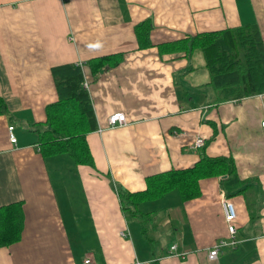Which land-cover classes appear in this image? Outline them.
I'll list each match as a JSON object with an SVG mask.
<instances>
[{"label": "crops", "instance_id": "obj_1", "mask_svg": "<svg viewBox=\"0 0 264 264\" xmlns=\"http://www.w3.org/2000/svg\"><path fill=\"white\" fill-rule=\"evenodd\" d=\"M146 22L142 46L137 27ZM250 24L264 43V0H0V96L8 108L0 115V206L22 203L25 215L21 241L0 248V264H124L135 245L124 237L131 232L110 180L144 191L148 177L193 167L204 155L232 156L244 182L231 192L246 190L228 197L219 177L202 180L197 199L173 197L162 226L178 233L188 256L170 253L159 264H264V93L218 102L202 51L183 50L190 37ZM116 54V64L91 62ZM68 64L89 82L94 167L41 150L46 109L59 99L53 69ZM115 113L127 123L111 127ZM198 135L204 148L194 147ZM224 198L236 208L238 244L210 259L215 244L231 240Z\"/></svg>", "mask_w": 264, "mask_h": 264}, {"label": "trees", "instance_id": "obj_2", "mask_svg": "<svg viewBox=\"0 0 264 264\" xmlns=\"http://www.w3.org/2000/svg\"><path fill=\"white\" fill-rule=\"evenodd\" d=\"M137 35L139 43L145 46L150 36L148 22L138 25ZM184 44L190 47L185 46L183 50L202 51L211 75V85L218 94V102L264 93V43L257 24L203 33L183 40ZM121 55L104 56L91 62H95V69H98L106 64H116V58L119 56L120 60ZM53 73L59 99L46 109L47 128L40 133L42 153L45 156L67 154L77 165L94 167L86 136L98 130V124L89 92L83 86L85 78L82 68L68 64L55 67ZM7 111V104L0 96V115ZM219 177H226L222 185L228 197L246 190L242 188L231 192L232 183L240 185L244 182L238 178L232 156L204 155L193 167L172 169L148 177L144 191L119 193L121 204L125 212H131L146 235L148 222L154 220V211H143L140 207L142 204L162 200L169 194H177L183 202L197 199L202 196L200 182ZM24 222L22 203L0 206V248L21 241Z\"/></svg>", "mask_w": 264, "mask_h": 264}, {"label": "rangeland", "instance_id": "obj_3", "mask_svg": "<svg viewBox=\"0 0 264 264\" xmlns=\"http://www.w3.org/2000/svg\"><path fill=\"white\" fill-rule=\"evenodd\" d=\"M108 188H109V191L112 193V195L116 198V201H117L116 205L118 206L119 211L121 213L123 212L122 214L123 220L125 222V225L128 224L129 230L131 232L130 236L127 235L124 237H127L130 239L129 241L127 240L128 244H132L130 241H133L135 245V253H134L133 258L131 257L130 253H128L129 249L124 250L123 263L124 264H140L142 260L145 259L149 261L145 263H141V264H159L158 262L159 257L168 256L172 252V249H171L172 246H174V244H176L175 246H177L178 245L177 243H179L180 241V236L178 235V233L174 234L171 227L165 229L162 226V222L164 221L163 211L166 210L165 209L166 206H170L173 203L174 201L173 197H179V196L177 194H171L172 196L169 195L165 199L140 206L143 209L149 206L150 209L157 210L153 214L154 220L148 222V226H147L148 230H147V234L145 235L142 231V227H140V225L136 222L135 218L132 217L131 212L130 211L125 212L123 210L120 194L126 192V190L120 187L116 182L114 184L112 180H110ZM129 207L132 208V206H129ZM79 225H80V228L85 227V224L82 223V221H79ZM138 239H140L143 242L144 246H142V243L139 242ZM140 247L144 248V251L142 249L143 252L140 250ZM189 251H190L189 255L193 253V250H189ZM176 252L180 253L182 252V250L181 251L177 250ZM100 255H101V251H100V248L98 247L96 251L97 260ZM175 257H177V260L181 262H185L186 257L183 258V257L176 256V255Z\"/></svg>", "mask_w": 264, "mask_h": 264}, {"label": "built area", "instance_id": "obj_4", "mask_svg": "<svg viewBox=\"0 0 264 264\" xmlns=\"http://www.w3.org/2000/svg\"><path fill=\"white\" fill-rule=\"evenodd\" d=\"M83 86L84 88L88 89L89 82L87 80H84ZM126 123L127 121H126V116L124 115V113H115L109 118V124L111 127L123 126ZM262 125L264 127V122ZM8 130H9V135H10V141L14 144L17 143V138L13 132L14 126H10ZM204 145H205V138L202 137L201 135H198L195 138L194 147L196 149H201ZM222 207H223L225 221L228 227V232L231 235V240H221L217 244H215L213 250H211L209 253L210 259H214L215 257H217L218 252L222 248L229 247V246H235L238 244V241L236 240V237H235L237 233V227L235 226V221L237 218L236 208L234 204L226 198L222 200ZM171 249H172V252H171L172 256L176 255V256H180L184 258V257H187L188 255V252H180V253L176 252L178 250V247L175 245L172 246ZM84 264H93V262L90 258H86L84 259Z\"/></svg>", "mask_w": 264, "mask_h": 264}]
</instances>
